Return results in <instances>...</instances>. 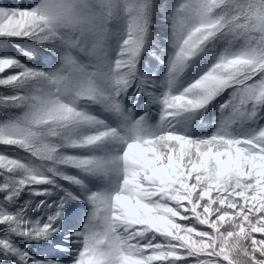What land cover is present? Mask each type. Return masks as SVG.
<instances>
[{
	"label": "snow or ice",
	"instance_id": "snow-or-ice-1",
	"mask_svg": "<svg viewBox=\"0 0 264 264\" xmlns=\"http://www.w3.org/2000/svg\"><path fill=\"white\" fill-rule=\"evenodd\" d=\"M0 264H264V0H0Z\"/></svg>",
	"mask_w": 264,
	"mask_h": 264
},
{
	"label": "trees",
	"instance_id": "trees-1",
	"mask_svg": "<svg viewBox=\"0 0 264 264\" xmlns=\"http://www.w3.org/2000/svg\"><path fill=\"white\" fill-rule=\"evenodd\" d=\"M2 2L7 3V2H9V0H2Z\"/></svg>",
	"mask_w": 264,
	"mask_h": 264
}]
</instances>
